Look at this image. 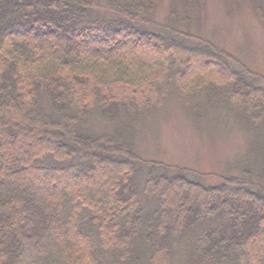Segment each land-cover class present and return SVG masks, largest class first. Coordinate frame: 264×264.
Masks as SVG:
<instances>
[{
  "label": "trees",
  "instance_id": "1",
  "mask_svg": "<svg viewBox=\"0 0 264 264\" xmlns=\"http://www.w3.org/2000/svg\"><path fill=\"white\" fill-rule=\"evenodd\" d=\"M160 1L0 0V264H264L257 180L209 186L136 151L171 105L264 130L262 79L195 33L207 0H170L162 24ZM234 1L264 27V0Z\"/></svg>",
  "mask_w": 264,
  "mask_h": 264
},
{
  "label": "rangeland",
  "instance_id": "2",
  "mask_svg": "<svg viewBox=\"0 0 264 264\" xmlns=\"http://www.w3.org/2000/svg\"><path fill=\"white\" fill-rule=\"evenodd\" d=\"M169 3L170 0L160 1L156 23L164 22ZM228 4L224 0H207L202 14L195 15L196 26L201 21L195 33L234 56L262 79L264 86V27L248 5L238 9L234 0ZM201 67L202 64H195L189 70L198 71ZM135 142L138 155L149 162V169L152 164L158 165L155 172L166 166L187 168L209 186L220 185L224 178L248 174L253 185L257 180L259 184L255 183L264 188V130L253 128L238 112L171 105L147 117L138 128ZM40 145L43 142H31L29 147ZM15 146L20 148L18 144ZM1 158L10 160L8 156ZM105 171V177L97 181L96 187L109 181L116 169L107 166ZM43 179L54 187L46 176ZM69 187L71 193L85 196L78 183ZM57 190L62 191V187ZM65 235L68 237L66 232Z\"/></svg>",
  "mask_w": 264,
  "mask_h": 264
}]
</instances>
